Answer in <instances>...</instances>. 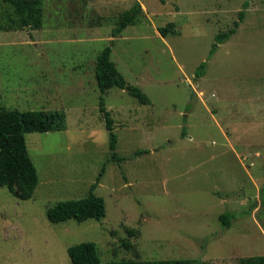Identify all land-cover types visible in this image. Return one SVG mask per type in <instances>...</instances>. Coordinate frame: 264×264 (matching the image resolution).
Returning a JSON list of instances; mask_svg holds the SVG:
<instances>
[{
    "label": "rangeland",
    "instance_id": "1",
    "mask_svg": "<svg viewBox=\"0 0 264 264\" xmlns=\"http://www.w3.org/2000/svg\"><path fill=\"white\" fill-rule=\"evenodd\" d=\"M137 1L143 16L113 38ZM245 3L236 34L210 58ZM42 9L40 30H0V105L64 111L68 128L26 134L40 182L29 200L0 186V264H72L68 248L82 242L103 262L264 256V0H42ZM13 17L0 0V27ZM112 40L119 72L151 100L104 95L120 162L95 75ZM99 178L104 219L49 222L50 207L85 198ZM226 212L236 215L228 229Z\"/></svg>",
    "mask_w": 264,
    "mask_h": 264
},
{
    "label": "trees",
    "instance_id": "2",
    "mask_svg": "<svg viewBox=\"0 0 264 264\" xmlns=\"http://www.w3.org/2000/svg\"><path fill=\"white\" fill-rule=\"evenodd\" d=\"M2 2L13 9L14 17L11 18L13 27L8 29L0 27L1 31H18L26 28L40 30L43 27L42 0H2ZM247 7V3H245L243 10L239 12V21L235 23L233 29L216 36V43L210 51V58L215 55L221 44L236 34L240 23L246 16ZM142 16L143 8L141 3L137 1L131 9L119 17L117 25L112 31L113 38L120 37L127 28L135 25ZM174 27L175 24L170 23L159 28L158 31L165 38L173 32L171 29ZM113 44L114 40L97 57L95 75L101 93L99 111L106 122L107 129L111 131L113 160L120 162L121 159L116 153L118 138L113 132V120L106 108L104 95L112 88H119L125 90L142 105H149L151 100L140 88L130 85L119 72L116 64L112 61ZM207 66L206 62L200 65L196 79L205 76ZM67 128V116L64 111H20L0 105V186L8 188L20 200L33 198L40 178L29 153L26 134L62 132L66 131ZM99 183L100 178L91 186L89 194L85 198L62 201L50 207L46 212L49 222L57 225L68 221L84 223L88 220L101 221L104 219L106 217V203L102 197L96 194ZM235 217L236 215L230 212L222 214L220 221L223 227L230 228ZM68 255L72 264H205L203 261L190 259L103 262L98 247L93 242H82L69 247ZM238 264H264V256L241 258Z\"/></svg>",
    "mask_w": 264,
    "mask_h": 264
}]
</instances>
